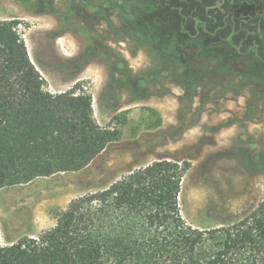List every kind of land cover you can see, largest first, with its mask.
Instances as JSON below:
<instances>
[{"label":"trees","instance_id":"obj_1","mask_svg":"<svg viewBox=\"0 0 264 264\" xmlns=\"http://www.w3.org/2000/svg\"><path fill=\"white\" fill-rule=\"evenodd\" d=\"M81 1L119 6L127 32L156 48L190 35L187 58L212 65L192 67L193 76L233 70L264 85V0H208L203 19L193 7L180 16L183 9L166 4L152 18L131 0ZM160 14L179 18L174 24ZM79 88L47 91L16 22L0 20V188L81 173L119 140L117 127L96 120L93 95ZM186 90L192 107L196 94ZM189 168L187 160L163 159L126 174L107 169L112 175L72 199L50 229L6 246L0 240V264H264V198L234 218L193 224L182 210Z\"/></svg>","mask_w":264,"mask_h":264},{"label":"rangeland","instance_id":"obj_2","mask_svg":"<svg viewBox=\"0 0 264 264\" xmlns=\"http://www.w3.org/2000/svg\"><path fill=\"white\" fill-rule=\"evenodd\" d=\"M131 1L139 13L149 8L152 18L169 4L183 9L180 16L193 7L203 19L209 3ZM105 5L0 0V20L16 22L46 90L59 94L80 85L78 91L93 95L98 123L120 132L119 140L81 173L0 188L3 246L53 227L57 213L72 199L98 189L112 175L107 169L126 174L130 168L163 159L189 161L182 210L193 224L234 218L264 198V85L233 70L217 71L212 79L209 73L193 76L192 67L212 65L187 58L190 35L169 49L156 48L127 32L131 27L122 8L104 10ZM177 15L159 17L176 24ZM211 55L219 52L213 49ZM189 84L196 94L192 107L185 95ZM113 103L119 105L117 111Z\"/></svg>","mask_w":264,"mask_h":264}]
</instances>
